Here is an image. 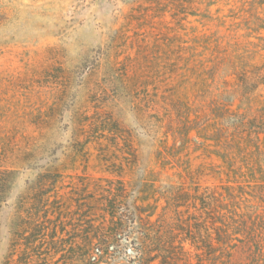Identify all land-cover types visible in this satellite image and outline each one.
I'll return each mask as SVG.
<instances>
[{
  "label": "rangeland",
  "instance_id": "1",
  "mask_svg": "<svg viewBox=\"0 0 264 264\" xmlns=\"http://www.w3.org/2000/svg\"><path fill=\"white\" fill-rule=\"evenodd\" d=\"M0 170V264H91L139 176L153 219L216 192L232 246L193 264H264V0H0ZM135 231L95 264H138Z\"/></svg>",
  "mask_w": 264,
  "mask_h": 264
},
{
  "label": "trees",
  "instance_id": "2",
  "mask_svg": "<svg viewBox=\"0 0 264 264\" xmlns=\"http://www.w3.org/2000/svg\"><path fill=\"white\" fill-rule=\"evenodd\" d=\"M12 173L13 170H0V174L4 175H0V186L9 183ZM141 178L142 176H139L135 185H132L130 192L133 201L131 202L123 194L127 188L122 182H120L122 184L119 188L120 193L108 190L110 194L106 198L105 209L109 212L111 221L110 225L103 226L104 228L91 236L90 240L88 237L89 241L94 237L98 239V245L102 247L97 246L91 254L90 249L87 252L91 264L99 262L109 254L108 249L111 245H116L118 236L127 225L137 229L135 231L137 236L128 235L127 239H132L139 249L138 264H193L189 258L192 248L199 258L201 254L214 253L221 244L232 246L226 240L222 241L228 234L221 233L224 229L222 225L227 226V224L223 221V215H220L223 204L217 198L215 191L210 189L199 191L196 187L193 190H185L178 186L175 190L164 187L166 189L162 197L165 198L166 204L162 207L163 212L153 219L159 202V198H155L157 189L148 186L147 182H145L147 186L144 185V180ZM151 199H154L153 202L150 201ZM232 219L236 221L234 217ZM208 222L212 225L209 226ZM211 229L216 235H213L214 231ZM238 231L239 226L234 229L235 233ZM187 244H189L188 249Z\"/></svg>",
  "mask_w": 264,
  "mask_h": 264
}]
</instances>
